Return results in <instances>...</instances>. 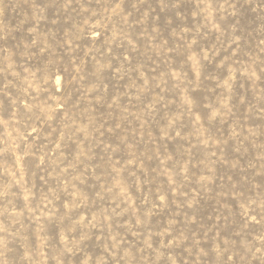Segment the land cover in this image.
Returning <instances> with one entry per match:
<instances>
[{
    "label": "rangeland",
    "instance_id": "obj_1",
    "mask_svg": "<svg viewBox=\"0 0 264 264\" xmlns=\"http://www.w3.org/2000/svg\"><path fill=\"white\" fill-rule=\"evenodd\" d=\"M0 264H264V0H0Z\"/></svg>",
    "mask_w": 264,
    "mask_h": 264
}]
</instances>
